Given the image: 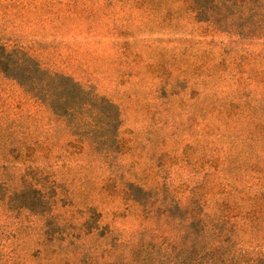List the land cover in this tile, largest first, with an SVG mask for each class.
<instances>
[{
	"label": "rangeland",
	"instance_id": "obj_1",
	"mask_svg": "<svg viewBox=\"0 0 264 264\" xmlns=\"http://www.w3.org/2000/svg\"><path fill=\"white\" fill-rule=\"evenodd\" d=\"M176 5L0 0V44L105 96L121 120L114 166L71 144L61 120L0 72V179L10 191L38 190L25 196L40 192L62 231L92 207L123 241L148 221L118 188L157 187L159 200L192 201L199 215L235 224L246 250L263 253L264 221L256 231L245 212L264 193V46L249 44L238 67ZM41 224L0 200V264H48L36 257ZM101 231L83 237L100 240Z\"/></svg>",
	"mask_w": 264,
	"mask_h": 264
},
{
	"label": "trees",
	"instance_id": "obj_2",
	"mask_svg": "<svg viewBox=\"0 0 264 264\" xmlns=\"http://www.w3.org/2000/svg\"><path fill=\"white\" fill-rule=\"evenodd\" d=\"M150 1L165 7L177 3V12L187 16L199 35L208 37L209 43L220 39V54H231L238 67L252 55L245 49L249 44L260 41L264 46V0ZM0 72L61 120L67 133L75 137L71 144L79 143L81 149L87 146L88 153H97L103 161L118 165L121 120L117 106L108 98L83 88L70 75L42 68L19 47L7 49L0 44ZM9 189L0 179L2 202H15L18 208L42 219L36 257L46 258L48 264H264V252L253 253L241 245L235 224L218 221L209 214L199 215L192 201H161L157 187L146 190L125 182L118 188L148 221L137 239L127 241L119 239L115 228H103L101 215L92 207L86 209L88 218L72 224L70 232L62 231L57 219L52 218V204L40 192L36 198L25 196L38 190L29 185L20 193ZM15 194L18 198L13 199ZM251 199L253 207L245 212V218L258 231L264 221V193ZM100 228V240L87 242L83 237L91 238Z\"/></svg>",
	"mask_w": 264,
	"mask_h": 264
}]
</instances>
